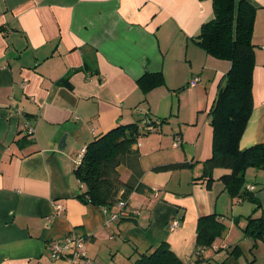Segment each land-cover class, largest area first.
I'll list each match as a JSON object with an SVG mask.
<instances>
[{
  "label": "crops",
  "instance_id": "1",
  "mask_svg": "<svg viewBox=\"0 0 264 264\" xmlns=\"http://www.w3.org/2000/svg\"><path fill=\"white\" fill-rule=\"evenodd\" d=\"M248 1L256 9L254 109L241 150L264 144V0ZM213 18L212 1L0 0V264H71L50 250L72 235L85 238L94 264H135L163 242L185 264H264V238L243 231L249 216H264V171L247 170L260 204L249 202L248 213L240 207L248 201L219 180L230 170L215 169L210 189L199 180L212 157L211 110L231 68L195 41ZM147 72L162 73L165 86L143 93L137 82ZM195 78L198 115L183 119L179 108L173 140L145 135L118 168L124 182L142 174L145 192L123 211L82 203L80 152L121 125L145 132L153 119L161 127L179 101L170 91H187ZM176 163L192 167L154 170ZM212 214L227 229L198 263V221Z\"/></svg>",
  "mask_w": 264,
  "mask_h": 264
},
{
  "label": "trees",
  "instance_id": "2",
  "mask_svg": "<svg viewBox=\"0 0 264 264\" xmlns=\"http://www.w3.org/2000/svg\"><path fill=\"white\" fill-rule=\"evenodd\" d=\"M212 1L214 18L203 24L195 38L197 45L214 59L231 63L224 85L221 86L211 110L213 128L212 157L203 162V175L210 189L215 169L230 170L220 177L225 190L233 199L260 204L247 188L246 172L250 168L264 170V144L241 150L240 142L254 109L253 69L255 47L253 31L256 9L248 0H199ZM1 32V30H0ZM162 73H145L137 82L145 94L165 85ZM147 117V116H146ZM167 119L162 120L166 123ZM142 132L138 123L118 126L87 145L85 154L75 170L77 179L85 190L78 197L82 203L107 209L115 208L119 201L128 205L133 193H144L146 186L139 178L124 182L118 172L126 157L137 152L133 147L139 139L157 127V121H146ZM34 134V133H33ZM30 134V135H33ZM192 167L190 163H176L155 168L156 172H168ZM255 209V212H257ZM244 234L255 240L264 238V216L247 218ZM238 223V220H236ZM226 232V226L216 214L200 217L197 230V261L201 254L213 246ZM135 264H185L167 242L139 256Z\"/></svg>",
  "mask_w": 264,
  "mask_h": 264
},
{
  "label": "built area",
  "instance_id": "3",
  "mask_svg": "<svg viewBox=\"0 0 264 264\" xmlns=\"http://www.w3.org/2000/svg\"><path fill=\"white\" fill-rule=\"evenodd\" d=\"M199 81L198 78H195L192 82V85L197 84ZM35 133L34 129H30L29 135ZM181 142V139L178 138L174 144L175 147H178ZM85 154V149H83L79 154V159H82ZM249 190L253 186L248 185ZM159 194L155 195L157 198ZM127 207L125 201H119L115 206L116 209L123 211ZM65 211V208L61 204H55V215H61ZM119 218V214L115 213L111 216V221H114ZM178 226V222H174L173 228ZM50 257L52 260L65 259L68 260L71 264H94L92 260L88 257V252L86 249V240L85 238L72 235L65 240L56 241L51 244Z\"/></svg>",
  "mask_w": 264,
  "mask_h": 264
},
{
  "label": "rangeland",
  "instance_id": "4",
  "mask_svg": "<svg viewBox=\"0 0 264 264\" xmlns=\"http://www.w3.org/2000/svg\"><path fill=\"white\" fill-rule=\"evenodd\" d=\"M194 80V79H193ZM197 85V84H195ZM195 85H192V81L190 82V87L189 89H187V91H185L183 88L179 89V90H174V91H170V93L172 92L175 96V98L179 101L177 102V108H176V112L173 114V116H167L169 118H167V122L169 123H162V126L159 128H153L150 127V133L147 135V137L149 136H158L160 134H164L165 137V141L167 140H173V138L171 137L173 134V130H175L176 128L178 129V119L181 116L183 119H191V117L193 115H198V108L196 106V104L198 103V99L196 100V93L194 90ZM165 86V85H164ZM163 87V86H161ZM180 108V113L181 115L179 116L178 111ZM184 127L183 125H180V128ZM146 136H143L141 138H144ZM146 137V138H147ZM140 138V142H142L145 139H141ZM172 145V144H171ZM171 145H170V149H171ZM169 146V145H168ZM254 169V168H251ZM256 171H260L257 169H254ZM262 171V170H261ZM264 171V170H263ZM247 173V172H246ZM247 176V175H246ZM247 177H250V175H248ZM254 179V178H252ZM247 180V178H246ZM253 181V180H252ZM159 194L158 192H155L154 195ZM250 206H253V209L255 208L253 204L249 203V202H245L243 205H240V207L243 209L242 211L248 213L247 208H249ZM118 210V209H117ZM227 229V228H226ZM219 239V238H218ZM249 240H254L253 238H249ZM125 264V262H124Z\"/></svg>",
  "mask_w": 264,
  "mask_h": 264
},
{
  "label": "water",
  "instance_id": "5",
  "mask_svg": "<svg viewBox=\"0 0 264 264\" xmlns=\"http://www.w3.org/2000/svg\"><path fill=\"white\" fill-rule=\"evenodd\" d=\"M65 139H66V136H64L60 142V148L63 147L65 145Z\"/></svg>",
  "mask_w": 264,
  "mask_h": 264
}]
</instances>
